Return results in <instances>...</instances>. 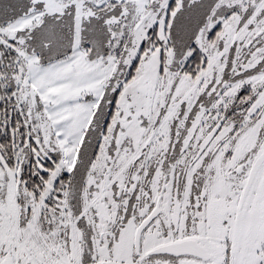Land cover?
I'll use <instances>...</instances> for the list:
<instances>
[{"label": "snow or ice", "instance_id": "obj_1", "mask_svg": "<svg viewBox=\"0 0 264 264\" xmlns=\"http://www.w3.org/2000/svg\"><path fill=\"white\" fill-rule=\"evenodd\" d=\"M0 264H264V0H0Z\"/></svg>", "mask_w": 264, "mask_h": 264}]
</instances>
